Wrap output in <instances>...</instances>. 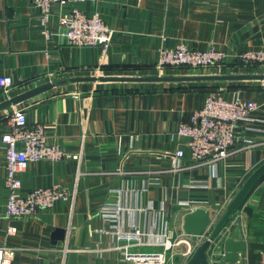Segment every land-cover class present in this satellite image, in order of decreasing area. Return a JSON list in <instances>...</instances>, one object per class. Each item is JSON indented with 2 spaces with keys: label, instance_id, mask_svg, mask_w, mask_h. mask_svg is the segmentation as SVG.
Returning a JSON list of instances; mask_svg holds the SVG:
<instances>
[{
  "label": "crops",
  "instance_id": "obj_1",
  "mask_svg": "<svg viewBox=\"0 0 264 264\" xmlns=\"http://www.w3.org/2000/svg\"><path fill=\"white\" fill-rule=\"evenodd\" d=\"M74 9L98 12L110 27L105 54L98 46L66 43L58 19ZM180 42L213 46L225 61L158 68L159 50ZM245 51L264 52V0L66 1L51 7L45 24L32 0H0V75L13 79L9 91L0 90V138L10 111L21 107L30 124L44 127L46 142L81 154L80 161L29 162L19 173V194L57 185L69 197L27 218H8L0 139V243L12 264H126L117 247L127 241L106 231L131 226L151 242L169 238L174 245L164 264H184L187 243L194 244L183 230L185 214L205 206L216 219L264 161V62L242 64L237 55ZM212 91L257 106L236 125L228 156L196 164L176 130ZM115 204L125 207L118 218ZM237 224L246 242L264 244V173L228 223L230 232ZM57 228L65 230L62 238L53 237ZM245 259L264 264V251L247 247Z\"/></svg>",
  "mask_w": 264,
  "mask_h": 264
},
{
  "label": "built area",
  "instance_id": "obj_2",
  "mask_svg": "<svg viewBox=\"0 0 264 264\" xmlns=\"http://www.w3.org/2000/svg\"><path fill=\"white\" fill-rule=\"evenodd\" d=\"M66 1H93V0H32L34 6L40 11L41 23L48 20L51 7ZM61 35L67 44L72 46H98L105 54L111 43L112 30L102 20L98 12L86 14L74 9L59 16ZM237 60L242 64L264 62V52L245 51L237 55ZM225 54L210 46L206 49L189 47L183 42L173 47H164L159 50L157 67H210L222 65ZM13 85L9 75H0V90L7 92ZM78 96V93L75 94ZM264 102V91H263ZM254 100H245L238 96L226 98L218 92H209L201 108L194 110L188 120L181 121L177 127V134L186 139L185 144L190 150L191 159L196 164H212L229 155L236 144L235 127L240 120L247 119L256 108ZM9 129L1 135V142L6 150V185L8 189L5 214L8 218H27L38 211L49 208L60 198H67L69 194L64 188L54 185L29 190L19 194L21 180L19 173L26 169L29 162L48 160L59 161L73 158L81 159V154H72L56 144L45 140L44 127L41 124H30L27 121L25 110L21 107L14 108L8 115ZM176 155L181 157L183 150L178 149ZM113 214L118 218L125 207L115 204ZM100 231H104L101 230ZM16 232V227L9 225L8 233ZM230 232L226 225L221 236ZM108 235L127 242L117 247L123 252L120 259L126 264H164L165 251L172 248L174 242L169 238L157 241H148V234L138 227L131 226L126 229L112 228L106 231ZM151 234L155 236L154 232ZM163 237V234L161 235ZM206 235H198L193 240L191 247L187 243L185 255L190 256L195 247ZM134 245H153L163 248L162 251L143 253L132 251ZM211 262H214V257ZM210 259V258H209ZM0 264H12L9 248L5 243H0Z\"/></svg>",
  "mask_w": 264,
  "mask_h": 264
},
{
  "label": "water",
  "instance_id": "obj_3",
  "mask_svg": "<svg viewBox=\"0 0 264 264\" xmlns=\"http://www.w3.org/2000/svg\"><path fill=\"white\" fill-rule=\"evenodd\" d=\"M263 173L264 161L247 175L216 219L211 217L210 211L205 206H197L185 214L183 221L185 233L189 234L192 240L202 234L206 235V238L195 247L184 264H247L245 259L247 247L264 251V244L246 242L240 224H237L232 232L221 236L224 227L234 219L241 202ZM64 233L63 228H57L53 232V237L62 238ZM218 248L220 252L217 251ZM209 250L215 258L214 262L209 259Z\"/></svg>",
  "mask_w": 264,
  "mask_h": 264
},
{
  "label": "rangeland",
  "instance_id": "obj_4",
  "mask_svg": "<svg viewBox=\"0 0 264 264\" xmlns=\"http://www.w3.org/2000/svg\"><path fill=\"white\" fill-rule=\"evenodd\" d=\"M210 47V46H209ZM179 250H180V248H179Z\"/></svg>",
  "mask_w": 264,
  "mask_h": 264
}]
</instances>
